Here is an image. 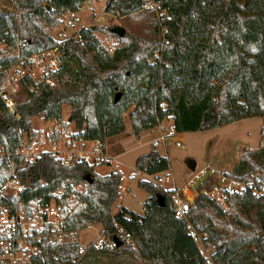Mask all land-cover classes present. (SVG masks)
<instances>
[{
	"label": "trees",
	"instance_id": "trees-1",
	"mask_svg": "<svg viewBox=\"0 0 264 264\" xmlns=\"http://www.w3.org/2000/svg\"><path fill=\"white\" fill-rule=\"evenodd\" d=\"M9 1L15 11L0 10V84L16 64L12 53L18 50L29 58L59 46L62 60L50 75L54 85L24 81L27 97L17 101L16 113L0 100V146L20 145L26 132L37 136L32 126L36 116L62 123L64 105L70 107L66 123L76 126L72 137L99 139L104 148L108 138L125 132V115L132 107L129 118L137 138L166 119L185 132L261 116L258 148L244 150L226 172L240 179L264 176V0H106L105 11L125 20L149 2L157 4L161 16L149 43L125 34L113 54L95 36L102 28L119 38L111 27L83 28L78 39L61 42L50 35L62 23V14L78 12L86 0ZM95 166L87 160L65 166L44 152L22 171L32 181L34 196L48 195L69 180L93 179L87 205L68 219L64 243L45 245L36 264H87L91 259L84 258L94 255L108 258L95 259L100 264H264V194L235 192L229 210L199 196L187 217L179 218L162 185L141 179L139 186L150 194L144 213L124 206L113 214L123 174H100ZM136 168L158 175L170 169V158L153 147L137 158ZM10 172L7 164L0 166V185ZM158 194L164 195L165 205H159ZM94 223L110 234L122 227L132 242L113 248L90 244L84 251L79 235ZM191 226L204 247L213 250L210 263Z\"/></svg>",
	"mask_w": 264,
	"mask_h": 264
},
{
	"label": "built area",
	"instance_id": "built-area-1",
	"mask_svg": "<svg viewBox=\"0 0 264 264\" xmlns=\"http://www.w3.org/2000/svg\"><path fill=\"white\" fill-rule=\"evenodd\" d=\"M4 8L14 10L12 5ZM60 19L62 23L54 27L50 35L60 42L75 38L72 29L77 21V11L64 13ZM99 42L109 54H113L119 47L110 37H105ZM12 56L17 58V62L0 84V100L10 111L16 113L15 97L20 93L26 79L30 78L36 83L46 81L51 85L55 84L50 75L60 67L62 49L57 46L38 51L29 58H23L18 50L12 53ZM48 122L53 124L39 128L35 137L31 136V132L24 133L20 145L0 146V166L7 164L11 169L9 176L0 185V264H36V258L44 254L45 245L64 243L65 229L70 215L79 207L87 205L85 195L90 187V182L87 180L83 182L69 180L48 195L34 196L32 181L22 173L27 166L34 163L44 152L52 153L65 166H74L78 161L88 160L92 156L110 162L113 159L105 153L99 139L82 140L72 136L64 139L58 123ZM182 137V133L172 126L165 129L157 126L143 131L138 139L142 144L170 142L181 148L185 146ZM88 142L93 143L92 148L86 147ZM164 180L171 181L169 177H165ZM158 184L162 185V182ZM42 185H44L43 181ZM162 187L168 194L169 203L176 216L186 218L187 212L199 196L213 199L226 208L230 195L235 192L249 189L256 195L264 194V176L240 179L206 164L194 168L184 185L168 188L162 185ZM23 197L28 198L25 200L22 199ZM145 209L146 205L144 211ZM190 233L195 242L203 247L204 254L207 253V262L210 263L211 252L204 247L202 236L193 226L190 228ZM105 236L107 241L100 239L97 245L113 248L116 245L115 237L121 241H132L131 233L122 227H119L115 234L109 233Z\"/></svg>",
	"mask_w": 264,
	"mask_h": 264
},
{
	"label": "rangeland",
	"instance_id": "rangeland-1",
	"mask_svg": "<svg viewBox=\"0 0 264 264\" xmlns=\"http://www.w3.org/2000/svg\"><path fill=\"white\" fill-rule=\"evenodd\" d=\"M11 5L9 0H0V10H8L4 6ZM146 5L143 8L145 9L144 11L130 15L125 20L119 14L113 15L105 11L106 0H86L79 12H77V21L72 29V33H74L75 39H78L80 31L83 28L102 26L106 29L107 27H111L112 32L114 26L120 25L126 29V35L128 34L135 39L149 43L154 38L156 17L161 18V16L155 2H149ZM13 11H15V7ZM95 36L97 40L99 39L98 41L105 37H110L117 45L120 46L122 44L120 37L118 38L102 28L95 32ZM26 97L27 93L24 91V88H21L20 93L15 99L19 101L26 99ZM133 109V107L130 108L125 115V125L127 123V128L129 129L108 138V149L110 152H113L112 156H108L113 158L112 161L95 159L93 156L87 160L96 165L95 171L100 174H107L115 170H119L123 174L120 197L112 207L113 214L118 213L124 206L138 214L144 213V206L150 194L139 186L138 182L141 179L149 180L154 184L162 182V185L167 188L174 185L181 186L191 176L194 168L197 169L206 164H210L220 171L228 172L232 170L241 160V154L244 150L258 148L260 144L261 128L263 125V117L261 116L243 118L206 130L185 131L182 137L185 146L181 148L170 142L165 144H142L138 139L139 137H135L132 133L129 113ZM69 113L70 107L64 105V121L62 123L54 121L58 123L61 136L65 137L64 139L76 132L74 123H66ZM168 121L169 119H166L167 123L162 126L164 129L170 127L168 126ZM52 124V122L45 121L43 118L36 116L33 119L32 126L33 129L39 130V128L51 126ZM86 147L92 148L93 143L88 142ZM153 147H156L158 151L164 155H168L170 158V169L158 175H149L138 171L136 168L137 158L151 151ZM192 164H195L194 168L191 167ZM165 177H169L171 181L166 182L164 180ZM224 209L229 210V204ZM103 233L105 235L109 234L101 224L97 223L90 224L87 228L83 229L79 235L82 249L85 251L90 244L97 245V241L100 239H105L106 242L107 237ZM208 251L213 252L211 248H208ZM84 259H91L87 264H100L101 260L95 259L108 258L94 255L85 257Z\"/></svg>",
	"mask_w": 264,
	"mask_h": 264
},
{
	"label": "water",
	"instance_id": "water-1",
	"mask_svg": "<svg viewBox=\"0 0 264 264\" xmlns=\"http://www.w3.org/2000/svg\"><path fill=\"white\" fill-rule=\"evenodd\" d=\"M45 7L47 9L50 8V6L48 4H46ZM112 32L117 34L119 37H123L125 35V33H126V29L124 27L120 26V25H117V26H114L112 28ZM119 97H120V93L117 94L116 100H118ZM15 112H17V109H15ZM191 167L194 168L195 164H192ZM87 181H89L91 183L93 181V179L91 177H88ZM157 200H158L159 205H162V206L165 205V197H164L163 194H158L157 195ZM114 239H115V242H116L117 246H120L122 244V242H123V241L119 240L117 237H115Z\"/></svg>",
	"mask_w": 264,
	"mask_h": 264
},
{
	"label": "crops",
	"instance_id": "crops-1",
	"mask_svg": "<svg viewBox=\"0 0 264 264\" xmlns=\"http://www.w3.org/2000/svg\"><path fill=\"white\" fill-rule=\"evenodd\" d=\"M79 12V11H78ZM167 122H166V120H164L161 124H160V126H164L165 124H166ZM168 126H172V122H171V120H169L168 121ZM126 129L128 130L129 128H127V123H126ZM182 133V135H183V132H181ZM108 141H109V139H107V142H106V145H105V153L107 154V155H109V156H112L113 155V152H110V150L108 149ZM148 145H151V144H148ZM109 150V151H108ZM127 208V207H126ZM129 209V208H128Z\"/></svg>",
	"mask_w": 264,
	"mask_h": 264
}]
</instances>
